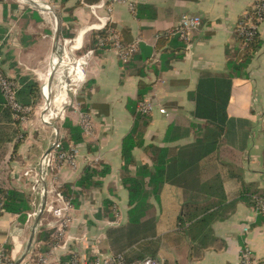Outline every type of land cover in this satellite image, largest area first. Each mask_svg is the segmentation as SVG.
I'll return each mask as SVG.
<instances>
[{"label":"crops","instance_id":"0c3cea01","mask_svg":"<svg viewBox=\"0 0 264 264\" xmlns=\"http://www.w3.org/2000/svg\"><path fill=\"white\" fill-rule=\"evenodd\" d=\"M254 1L60 0L58 9L36 12L0 0V62L5 74L20 83L28 78L40 87L48 83L54 92L62 90L55 102L53 125L40 120L44 104L40 92L41 101L30 106L27 121L20 122L19 134L9 144V184L27 194L32 206L25 217L0 214V253L5 252L10 264H34L32 254L41 255L38 233L42 228L55 231L61 241L45 255L52 264L62 263L67 256L112 253L108 230L128 222L129 194L121 177L122 142L134 122L127 104L138 97L141 82L149 87L145 101L155 106L144 135L145 147L179 146L185 159L192 160L206 154L207 142L218 143L210 155L214 166L208 157L202 161L196 185L182 188L167 184L161 189L160 202L150 200L157 226L156 257L166 264H239L240 250L248 245L255 264H264V219L254 207V197L264 195V24L258 28L259 47L240 75L232 79L228 124L222 133L194 117L192 99L202 78L228 77L230 64L245 63L237 28ZM102 3L111 10H97L104 19L102 25L113 28L124 45H138L140 57L129 63V68L113 49L95 50L92 46L94 34L105 32L88 28L98 24L90 6ZM185 15L201 18L199 29L187 40L175 33ZM64 29L65 35L72 37H64ZM164 35L165 46L156 50ZM91 50L94 53L81 62L82 74L72 83L70 65ZM148 50L152 51L150 57ZM5 113L4 108L0 124L16 121ZM84 117L89 119L90 131L82 127ZM67 122L83 131V141L70 146L76 165L63 166L54 181L48 178L45 210L29 217L42 208L45 198L31 194L24 173L38 167L53 142L54 128L63 138L68 136ZM172 125L180 127L185 136L166 142ZM133 156V173L137 166H153V155L143 148L136 149ZM216 162L225 169L216 168ZM86 167L98 172L107 169L108 173L95 177L96 186L82 192L76 183ZM183 174L189 175L187 169ZM67 185L72 186L73 194L67 197L73 199L72 209L70 223L61 231V221L51 212L57 202L50 191H61Z\"/></svg>","mask_w":264,"mask_h":264},{"label":"trees","instance_id":"16d2710c","mask_svg":"<svg viewBox=\"0 0 264 264\" xmlns=\"http://www.w3.org/2000/svg\"><path fill=\"white\" fill-rule=\"evenodd\" d=\"M249 20L257 21V15L250 10L247 16L242 17L238 26V35L245 51V63H232L229 66L230 74L228 77H205L199 81L197 90L192 97L195 101L196 108L194 117L204 120L208 124L214 126L222 133L228 124L227 107L231 95L232 79L239 76L242 67L250 60L251 55L259 47L260 41L258 34L252 40H246L239 33L241 24H247ZM110 29V28H109ZM64 37H72L71 34L65 35V29L62 32ZM109 35L106 33L94 34L92 46L95 50L112 49L111 42L108 41ZM105 40L103 46L100 41ZM167 42V36H161L158 40L156 50H161ZM151 50H148L147 56L150 57ZM139 51L131 57L126 63H135L139 59ZM131 64L127 67L129 68ZM22 89L18 93V100L25 106L35 107L41 101V87L35 81L28 78L21 79ZM149 91V87L140 83V91L135 100L130 99L127 109L130 112L134 122L130 133L122 142V159L124 166L122 167L121 177L122 184L128 190L129 194V211L128 222L125 225L111 227L107 232L110 248L114 255H122L127 263L144 260L148 257H156L159 249L158 242L154 240L157 236L156 220L151 216L150 200L160 202L161 189L167 185H176L179 187H192L199 181L198 168L205 158L214 166L213 159L210 157L212 153L218 149L217 141L206 143V154L196 159L186 160L183 149L179 146L175 148H159L156 146H144V135L152 121V113L141 111V104L145 102V95ZM5 108L6 116L13 117V113L5 106V100L0 91V113ZM20 121H12L10 124H0V201L2 202V211L6 213L26 215L32 210L31 198L20 189L9 184V176L6 166L10 163L6 158L10 152V142L19 134L18 126ZM66 128L68 136L62 140L63 150H68L71 143H81L83 141V131L80 127L74 126L67 122ZM185 134L180 127L170 126L166 134V142H174L184 138ZM19 142L15 144L14 154L18 148ZM143 148L147 153L153 155V166L141 165L136 167V172L131 171V167L135 165L133 152ZM212 166V167H213ZM216 168L225 169L222 163L216 162ZM187 169L189 175L183 174V170ZM107 169L103 172L86 167L83 175L76 183L80 191L86 192L96 186L94 178L105 176ZM217 180L221 182L220 178ZM224 180V178H223ZM66 197L73 194L72 186L67 185L61 189ZM264 196V195H262ZM2 212V213H3ZM264 219L263 216H260ZM179 221L183 219L180 216ZM38 242L43 246L39 249L42 256L61 241L55 231H48L44 228L38 233ZM10 250L7 248L6 254L9 255ZM72 256H67L62 260V264L69 262ZM34 264H38V259L34 260Z\"/></svg>","mask_w":264,"mask_h":264},{"label":"built area","instance_id":"2783aa9c","mask_svg":"<svg viewBox=\"0 0 264 264\" xmlns=\"http://www.w3.org/2000/svg\"><path fill=\"white\" fill-rule=\"evenodd\" d=\"M21 1V0H20ZM40 2V0H37ZM55 2V0H46V2ZM121 0H113V2H120ZM23 3V2H22ZM48 11H52L51 6L45 5ZM98 9H109L102 3L96 6H90L91 13L96 17L98 24L88 27L92 29H102L106 34L109 35L108 41L112 44V49L116 52L118 58L123 63H128L138 50L137 44L124 45L119 34L110 27H105L102 25L103 18L97 15ZM108 11H111L110 9ZM252 11L257 15L256 23L253 20H249L247 24H241L239 33L241 36L245 37L246 40H252L258 34V28L260 25L264 24V0H255L252 6ZM201 25V18L194 15H185L175 29V33L179 35L182 39L187 40L188 37L196 30L199 29ZM105 40L100 41V45L103 46ZM93 50L89 51L88 54L80 59H76L70 65L68 70V76L72 83H75L79 76L82 74L81 62L85 61L86 57L92 55ZM1 60V57H0ZM63 86L68 87V83L65 81ZM23 85L17 81L10 79L4 72L1 62H0V91L5 100V106L11 110L16 121L25 122L28 119L32 109L30 106H25L21 104L18 100V93L22 89ZM62 90H54L49 88V84H44L41 87V94L44 99V104L41 109L40 120L43 124L53 125V119L55 117L56 100L60 97ZM56 94V95H55ZM154 105L145 101L141 104V111L152 113L154 110ZM162 113H165L162 110ZM57 118V116H56ZM82 127L85 131H90L91 124L88 117H84L82 120ZM53 142L50 148L45 151L41 158L38 167L35 170H28L24 173V176L30 182V192L32 195H39L40 198L44 195V184L48 178L56 177L59 169L63 166H75L76 165V154L73 147L68 150H63L62 140L64 139L60 131L56 128L53 130ZM52 181V184H53ZM49 192V190H48ZM56 197L57 205L51 208V212L60 221L61 231L70 223V211L72 209V198H67L59 190H51ZM254 207L256 213L259 216L264 217V196L254 197ZM2 202L0 201V214L2 213ZM41 212V208L38 209L34 214H30L29 217H36L38 213ZM248 228H244L247 231ZM0 264H10L5 252L0 253ZM38 264H52L49 262L46 256L40 255L38 258ZM62 264V263H57ZM65 264H166V262L159 257H148L141 261H136L134 263H127L122 255H114L110 253L108 255L97 254L94 257H78L74 255L69 262ZM239 264H255V259L252 250L248 245H245L240 250Z\"/></svg>","mask_w":264,"mask_h":264},{"label":"rangeland","instance_id":"374dc122","mask_svg":"<svg viewBox=\"0 0 264 264\" xmlns=\"http://www.w3.org/2000/svg\"><path fill=\"white\" fill-rule=\"evenodd\" d=\"M8 2L10 3V4H12V3H16L17 2V5H20L21 7H24V8H26V9H31V10H33V11H39V12H41V11H44L43 9H41V8H39L38 6H36V5H30V4H26V3H22L20 0H8ZM40 3H42V4H44V5H49V6H51V9L53 10V9H55V6H56V9H58V7L60 6V0H58L57 2H46V0H40ZM46 12V11H45ZM49 12V11H48ZM35 253H36V251H35ZM35 253H33L32 254V256H33V258L34 259H38L39 258V256L38 255H35Z\"/></svg>","mask_w":264,"mask_h":264},{"label":"bare ground","instance_id":"6f19581e","mask_svg":"<svg viewBox=\"0 0 264 264\" xmlns=\"http://www.w3.org/2000/svg\"><path fill=\"white\" fill-rule=\"evenodd\" d=\"M26 1H28V2L31 3V4L38 5V7L41 8V9H43V10L46 8V6H45L44 4L40 3V2L37 1V0H26ZM45 11H46V10H45Z\"/></svg>","mask_w":264,"mask_h":264},{"label":"water","instance_id":"95a60500","mask_svg":"<svg viewBox=\"0 0 264 264\" xmlns=\"http://www.w3.org/2000/svg\"><path fill=\"white\" fill-rule=\"evenodd\" d=\"M59 34H57V39H59ZM45 186V185H44ZM44 203H43V205H42V208H41V213H43L44 212V210H45V207H46V198H47V190L46 189H44Z\"/></svg>","mask_w":264,"mask_h":264}]
</instances>
